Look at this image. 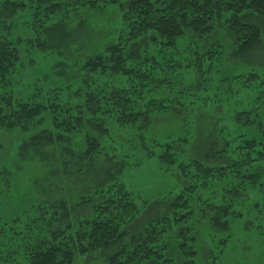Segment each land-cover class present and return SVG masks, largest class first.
<instances>
[{
	"label": "trees",
	"instance_id": "1",
	"mask_svg": "<svg viewBox=\"0 0 264 264\" xmlns=\"http://www.w3.org/2000/svg\"><path fill=\"white\" fill-rule=\"evenodd\" d=\"M26 3L29 45L40 51L67 47L72 34L62 18L71 11L115 5L120 23L114 43L84 59L82 69L98 83L84 104L63 100L56 88L20 100L13 91L0 94V129L35 130L17 148L20 162L38 157L45 164L51 149L60 151L56 162L64 166L79 144L76 173L94 183L77 203L39 195L17 215L0 216V264H73L95 253L106 264H237L236 249L249 236L241 241L234 228L264 191V0H0V87L20 73L22 50L11 36ZM219 32L227 40L206 45ZM167 50L176 51L178 63L168 64L174 59ZM224 60L232 67L226 76ZM175 67L197 78L173 89L168 77ZM119 76L127 87L103 80ZM202 114L211 116L213 133L206 137L197 124ZM154 115L161 122L174 118L178 130L157 134ZM108 120L134 134L146 159L157 155L148 145L158 149L159 170L176 176L177 192L137 202L120 180L129 157L112 149L123 144L111 137ZM103 139L111 149L94 167ZM33 188L43 194L39 183Z\"/></svg>",
	"mask_w": 264,
	"mask_h": 264
},
{
	"label": "rangeland",
	"instance_id": "2",
	"mask_svg": "<svg viewBox=\"0 0 264 264\" xmlns=\"http://www.w3.org/2000/svg\"><path fill=\"white\" fill-rule=\"evenodd\" d=\"M26 8L19 12L14 20V30L12 40L22 50L20 57L19 75L14 80L11 86L0 87V94L15 93L16 99H25L33 91L42 90L44 93L52 88L60 89L62 99L68 100L71 104H84V97L88 92L96 89L98 85L96 78L91 75L87 77V73L82 66L85 58L94 57L101 54L104 48L116 39L119 29L120 13L117 6L108 5L99 11H91L88 9H77L71 11L68 16L63 17L68 30L72 37L67 47L60 51H40L34 46H30L31 40H34L32 34V10L26 3ZM60 18V17H59ZM83 28V29H81ZM227 40L221 32L216 33L215 36L207 41V44L215 43L217 41ZM182 42L177 43V48H180ZM158 47V45H157ZM207 48V47H206ZM23 50H26L25 52ZM149 54L154 55L155 49L152 44L147 47ZM180 51V50H179ZM60 52L62 54H60ZM174 50H167L165 52L166 58L173 57L174 61H169L168 64H175L179 61V55L175 54ZM184 56V54H183ZM180 55V58H183ZM264 57V55H263ZM158 62V56H156ZM260 66V70H264ZM150 67V63L147 64ZM222 76H226L230 72L231 63L227 60L222 62ZM169 83L175 89V86L187 85L191 80L196 79L197 75H192L191 72L178 69L175 67L171 70ZM156 81H158V68L156 71ZM104 81H108L110 85L117 88H125L128 86V79L122 76L116 79L104 77ZM158 84V83H157ZM158 93V87L155 90ZM74 93H79V96ZM202 118H197V124L202 122L203 137L208 133H213L211 116L201 115ZM165 122L158 120V115L153 117L152 129L158 134H173L179 127L173 118L163 119ZM107 128L111 131V137L119 142L122 146H115V153H123L129 158L126 159V166L120 180L125 184L126 188L133 193V196L138 199V203L142 201H155L161 195L169 191L177 192L180 184L175 175H168L162 170H159L157 161L158 149L154 150L148 145V149H152L157 153L153 158L146 159V151L139 147L133 140L134 134L128 131H120L112 121L106 122ZM211 127V132H210ZM35 130L28 132H21L20 130H3L0 129V216L17 215L23 207H28L30 203L38 200L40 195L43 200L66 201L77 203L84 197V189L91 188V176L85 179L76 173L79 165H77V155L82 145L72 147L74 158L69 156L64 159V166L57 163L56 160L60 158V151L54 152L47 149L48 160L45 164L39 162L38 157L35 160L20 162L16 158V152L19 145L26 141ZM249 135L256 134L254 129H250ZM91 135L95 136L91 133ZM102 149L100 153L94 158L93 166H101L103 164V156L110 152L111 147L103 139ZM56 154L55 158L52 156ZM138 163L136 166L135 164ZM88 164H80V169H86ZM164 174H163V173ZM40 184L43 194H39L40 189L33 188V183ZM89 185V186H88ZM38 189V190H37ZM86 197V196H85ZM264 191L259 192V197L249 206L248 212L243 221L237 224L234 228L236 238L241 241L246 236H249L247 243L240 244L236 249L239 260H235L237 264H259V254L264 256V210L261 207L264 205ZM259 203V208L253 209V204ZM258 211V213H257ZM246 222V225L243 223ZM75 227L73 229V232ZM250 259L247 260L246 257ZM263 264H264V257ZM73 264H106L101 255L90 254L76 257Z\"/></svg>",
	"mask_w": 264,
	"mask_h": 264
}]
</instances>
